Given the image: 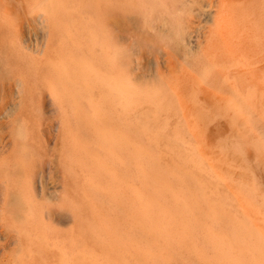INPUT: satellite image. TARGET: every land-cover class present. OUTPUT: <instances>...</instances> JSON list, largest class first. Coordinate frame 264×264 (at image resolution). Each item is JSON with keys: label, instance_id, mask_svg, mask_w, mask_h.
I'll return each mask as SVG.
<instances>
[{"label": "bare ground", "instance_id": "6f19581e", "mask_svg": "<svg viewBox=\"0 0 264 264\" xmlns=\"http://www.w3.org/2000/svg\"><path fill=\"white\" fill-rule=\"evenodd\" d=\"M112 1L115 4L119 3L115 0ZM221 1L222 7L218 11L219 16L215 19L216 24L219 23L222 12H225L224 0ZM10 2L6 3L5 0H0L2 33L5 30H11L12 26L21 27L27 14L32 10H41L54 34L55 45L52 57L58 58L57 65L54 67L42 65L38 67V72L45 77V85L52 92L50 94L59 97L68 109V121L72 129L70 138L72 147L75 148H72L73 151H69L68 147L67 155L71 159L75 171H80L83 175V181L78 179L79 185L84 193L90 194L100 209L98 206L96 212L93 209L86 211L81 201L88 203L89 199H84L83 196H81L80 202L79 197L73 196V201L76 202L74 203L75 207L82 216L83 235L92 239L94 244L101 246L103 250L100 253L93 252L90 248H86L90 252L87 250L77 251L75 247L79 248V242L80 244L82 242V233L72 232L69 235L71 238L69 243L63 244V247L57 246L52 249L56 251L54 256H50L51 249L44 248L41 244H38V255L29 256V254H33L36 244H33L34 242L26 246L22 244L20 251L23 253L22 256L17 257L16 264H112L117 257L122 260L131 253L123 246L133 241L147 248L145 255L141 252L143 257L139 252H136L135 255L131 253L133 257L130 258L135 259V264H162L163 262L165 264H264V231L257 229L258 221L256 220H264V207H262L264 198L262 203L258 202V207L261 206L263 209H257L254 202H257L255 196L258 187L252 185L253 187L249 186V190L244 184L239 185L235 179L237 176L228 175L216 158L208 161V153L204 148V136L201 135L199 124L188 130L190 137L192 136L189 140H185V137L179 138L180 132L179 135L174 136V139L178 137L177 140H172L173 136H169V138L168 135L166 139L164 132L168 126L166 127L165 124L159 127L157 118L159 112L156 113L155 108L153 112L137 111L136 118H134L140 126L135 129L129 128L127 119L132 115L128 109L135 107L139 102L150 103L154 107H158V100H155L156 97L150 95L151 93H145L146 91L132 90L128 79L124 77L123 52L113 50L107 40L104 23L106 26L108 23L103 22L104 17L100 15V13L105 15V12L107 15V11L96 9V4L100 3L97 0L92 3H84L79 0H19L21 2V6H19L16 4V0H10ZM237 2L238 5H244L242 6L243 10L247 14L254 15L242 31H234L233 36L231 34V43L238 45V50L237 48L236 50L242 53L246 60L241 64L242 66H247L249 62H252V65L260 66L256 68L259 74L254 76L251 87L253 91L249 95L250 102L246 104L247 109L257 112L259 103L264 101V0H259L257 3L253 1L251 6L246 4L249 2L247 0L246 2L237 0ZM82 3L84 4L81 6ZM10 13L15 15L16 20L10 16ZM152 16L155 17V15ZM189 34L186 35V31L179 33L185 48L187 46L185 37L189 38ZM6 50L9 52H6L7 54H11V47ZM15 56L11 59H14ZM28 65L24 59L19 66L27 70ZM204 72L207 77L202 81V85L207 86V78L212 72L211 68L207 67L202 73L204 74ZM77 73H79V77L80 75L84 77L85 82L82 81L84 88L82 82L79 83L81 88L76 87L78 84L76 81L73 83V76L75 74L76 77ZM202 77L204 78V76ZM50 94L42 96L44 105ZM198 98L202 99V96L200 95ZM229 99L227 106L230 105V109L235 112L239 107V100L236 97ZM167 100V104H170L169 99ZM79 103L84 106L85 113L79 107ZM94 107L98 109L95 113H93ZM165 108L167 109V107ZM157 109L160 110L159 107ZM241 109L237 111L243 113ZM206 114L204 115L206 116ZM249 115H246L247 118ZM251 118L244 119V123H247L245 120L251 121ZM171 121L173 119H170ZM29 127H25L24 124L20 127L22 137L26 136V129ZM201 130L203 129L201 128ZM247 134L252 135V132ZM249 136L247 137L249 138L248 145L246 144L247 138L244 139V142L243 136L241 140L243 142L233 144L231 149L248 156L251 150L249 140L255 139V136L254 138ZM262 136L261 134L258 138L256 137V141L253 140L255 143L253 142L254 145H252L255 148L254 151L258 152L257 157L260 163L264 162V136ZM164 139L169 145L181 146L179 147L181 148L180 152L183 153V155L181 153L182 158L175 157L179 161L178 164L181 165L171 168L172 171L163 167L166 159H162L155 151L156 147L159 148V142ZM198 140L201 141L197 142ZM173 148L170 150L173 152L175 150V154H177V149L173 150ZM22 149L24 152H21L25 156H21L24 158L28 154H32V147L28 142ZM171 155L173 157V154ZM14 163L11 156L0 160V173L4 169L11 174L15 173L16 170L12 171L15 169ZM8 172L7 176L0 175V180L2 178L7 180L10 176ZM203 180L210 185L209 188L205 186ZM4 183L1 182L2 185H6ZM12 196H14L13 208L14 206L16 208L17 205L19 209L24 208L22 207L24 204L21 202L23 200L21 194L16 193ZM220 202H223L224 205L227 202L225 207L231 206L229 211L231 209V212H234L232 209H236L237 213L240 210L238 208L241 207L247 211V214L253 206L257 209H255L256 213L263 217L255 216L252 213L257 222L255 223L252 221L254 218H251L250 221V213V216L248 214L245 216L249 217L246 222H244V218H242L244 221L240 220L239 222L238 218L235 221L233 213L231 214L232 218H228V213L225 215L224 205H221ZM8 205L11 207L10 203ZM13 208H1L7 222L17 219L15 212L12 211ZM24 209L23 216L20 218L19 213L21 212L17 211L18 216L16 214V217L24 225V230L21 231L30 233L28 223H32L37 214L31 206ZM247 220L250 222L248 223ZM110 223L113 224V231L110 229ZM260 225L263 226V224ZM4 233V231H0V237L4 236ZM32 237V241H34L38 239V234L36 233ZM27 250L31 251L27 252ZM120 252L125 257L120 255Z\"/></svg>", "mask_w": 264, "mask_h": 264}, {"label": "rangeland", "instance_id": "374dc122", "mask_svg": "<svg viewBox=\"0 0 264 264\" xmlns=\"http://www.w3.org/2000/svg\"><path fill=\"white\" fill-rule=\"evenodd\" d=\"M79 1L92 3L96 0ZM97 1L100 4H96V9L100 8L107 11V15L106 12L105 15L100 13L101 17H104L103 22L108 23L107 26L104 23L107 40H109L113 50L123 52V55L121 54L123 56L122 70L132 90L146 91L145 93H151L150 95L158 100L159 111L158 107L144 102H139L135 107L128 109L132 115L127 119L129 128L135 129L140 126L135 119L137 111L142 113L153 112L155 108L157 110L155 112H159L157 115L159 127L165 124L166 127L168 126L164 132L166 139L173 136L171 139L175 141L178 137L174 139V136L179 135L180 132L179 138L185 137V140H189L192 136L190 137L188 130L199 124L201 135L204 136V148L208 153V161L216 158L226 173L228 172V175L237 176L235 179L239 185L244 184L249 190V186L258 187L255 196L257 202L254 204L257 209L262 210L264 207V203H262L264 198V162H259L258 152L254 151L255 148L252 145H254L253 140L256 137L258 138L261 134L264 136V101L258 105L259 112L246 108V104L250 102L249 95L253 91L251 87L254 76L259 74L256 68L260 66L258 64L252 65V62H249L250 64L248 63L247 66H242L241 64L245 59L242 53L237 51L238 45L231 43V34L233 36L234 31H242L254 15L247 14L243 10L244 7L242 6L244 5H238L237 0H224L225 12H222L219 17L218 24H216L215 19L219 16L218 11L222 7L221 0H115L119 2L117 4L112 0ZM247 1L249 4H246L251 6L253 1L257 3L259 0ZM5 2L11 3L10 0H5ZM16 4L21 6L19 0H16ZM10 16L16 20L15 15L10 13ZM22 26V28L12 26L11 30H5L3 33V29L0 28V160L11 156L16 165V167L14 165L15 169L12 170L13 172L16 170V175L12 171L13 174L5 171L6 169L0 173L2 177L7 176V172L11 176V179L9 176L7 180L4 178L0 180V226L2 225L0 231L5 232L4 236L0 237V264H14V262L16 264L17 257L22 256L23 253L20 251L22 244L26 246L33 242L36 247L32 252L33 254L28 253L29 256L38 255V244L51 249L50 256H54L56 251L52 249L57 246L63 247V244L69 243L71 240L69 235L72 232L82 233V242L81 244L79 242V248L75 247L77 251L90 248L93 252L100 253L103 251L101 246H97L92 239L83 235L82 216L75 207L76 204L74 203L76 202L73 201V196L79 197V202L83 196L84 199H89L88 203L81 201L83 208L86 211L88 209L98 211L99 205L90 197L89 193H84L79 185L78 179L83 181L82 173L75 171V167L67 155L69 148V151H73L72 148H75L72 147L70 138L72 129L68 121V109L59 97L50 94L51 90L44 82L45 77L38 72V67L42 65L53 67L57 65L58 58L52 57V50L55 45L54 34L41 10H32L28 13ZM180 31L182 33L186 31V35L190 33L189 38L188 36L185 37L186 48L179 37ZM10 47L12 55L6 53L8 52L6 49H10ZM14 56L15 58L11 59ZM23 58L29 64L27 70L19 66L21 61H24ZM207 67H210L212 72L207 78V86H203L202 81L207 75L205 74L206 71L204 74L202 72ZM75 81L78 83L76 87L80 88L81 84L79 83L85 82L84 77L81 75L79 77V73L76 77L74 74L73 83ZM83 82L82 87L84 88ZM249 86L250 88H248ZM46 94L51 96H47L49 99L44 105V97L42 98V96ZM195 94H200L202 99L198 98L200 95ZM228 97H236L239 100L237 110L243 107L241 109L243 113L237 110L234 112L230 109V105L227 106L230 100ZM167 99H169L170 104H167ZM79 104L85 113L84 106ZM96 108L94 107L93 113L98 110ZM246 115H249V118ZM250 118L251 121H246ZM25 119L26 121H24ZM170 119L173 121L170 122ZM244 119L247 123H244ZM23 124L25 127H29L30 124L24 137L20 135V127ZM250 132H252V135L249 134L251 137L247 134ZM247 135L250 138L255 136V139L249 140L251 150L248 156L231 149L233 144L245 142L244 139L248 137ZM242 137L243 141H241ZM166 139L159 142V148L154 149L158 156L166 159L163 167L172 171L171 168L181 165L178 164L179 161L175 157L182 158L183 153L180 152L181 148L179 147L181 146L169 145ZM199 141L201 140L197 142ZM27 142L32 147V154L30 153L31 155L28 154L24 158L21 156H25L22 148ZM163 142L166 144L161 145ZM172 148L173 150L177 149V154H175V150L174 152L171 151ZM174 159L175 161H173ZM18 167L20 168L18 169ZM195 177L198 178L196 175ZM1 182L2 184L5 182L6 185H2ZM205 182L203 180L205 186L209 188L210 185ZM15 192L21 194L23 199L21 202L24 204L22 207L31 206L37 214L35 220L28 223L30 233L21 231L24 230V225L16 217V214L18 216L16 212L22 213L25 209L17 208L18 205L16 208L14 206L16 211L13 208L14 196L12 195L16 194ZM223 202H220L221 205H224ZM258 202L262 203L263 206L261 207L260 204L258 207ZM9 203L11 207H9ZM225 206H227V202L223 207L225 215L227 213L230 215L228 218L233 216L235 221L238 218L239 222L240 220L244 221V219L246 222L249 217L245 216L247 214L250 216L251 213L250 221L254 218L252 221L257 223V220L259 226L257 229L264 231V220H255L253 215L263 217L256 213L255 207L252 206L246 214L247 211L241 207L238 208L240 210L237 213L235 212L236 209H232L234 212H231V209L229 211L231 206L229 208ZM1 208H13L12 211L15 212L17 219L13 222H7L5 213ZM252 210L254 212H251ZM21 213H19L20 218L23 216ZM255 223L253 225L256 227ZM112 225L110 223L109 226L113 231ZM36 233L38 239L32 241V236H35ZM123 247H126L133 255L139 252L141 257L147 253L145 246L138 245L134 241ZM29 251L31 250H27V252ZM87 251L90 252V250ZM24 253L26 254V252ZM131 253L125 257L120 252V255L122 254L126 259L122 258L121 260L117 257L112 264H135V259L130 258L133 257Z\"/></svg>", "mask_w": 264, "mask_h": 264}]
</instances>
